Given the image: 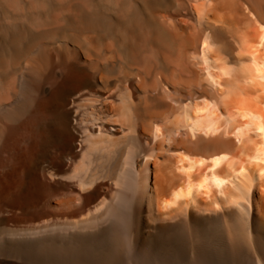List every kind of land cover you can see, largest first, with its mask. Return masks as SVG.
I'll list each match as a JSON object with an SVG mask.
<instances>
[{
    "label": "bare ground",
    "instance_id": "6f19581e",
    "mask_svg": "<svg viewBox=\"0 0 264 264\" xmlns=\"http://www.w3.org/2000/svg\"><path fill=\"white\" fill-rule=\"evenodd\" d=\"M262 39L264 0H0V264H264Z\"/></svg>",
    "mask_w": 264,
    "mask_h": 264
}]
</instances>
